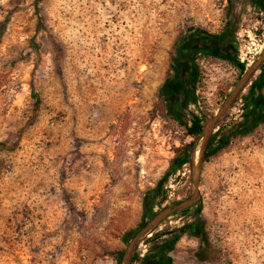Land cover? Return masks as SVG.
Segmentation results:
<instances>
[{
	"label": "rangeland",
	"instance_id": "1",
	"mask_svg": "<svg viewBox=\"0 0 264 264\" xmlns=\"http://www.w3.org/2000/svg\"><path fill=\"white\" fill-rule=\"evenodd\" d=\"M255 1L0 0V264H123L114 252L146 222L149 192L162 185L157 210L190 196L191 165L166 175L191 138L160 89L187 31L231 30L235 60L199 56L182 112L215 113L264 42ZM197 213L206 246L175 241L174 214L135 245L145 263L169 244L166 264H264V119L201 160Z\"/></svg>",
	"mask_w": 264,
	"mask_h": 264
},
{
	"label": "flooded vegetation",
	"instance_id": "2",
	"mask_svg": "<svg viewBox=\"0 0 264 264\" xmlns=\"http://www.w3.org/2000/svg\"><path fill=\"white\" fill-rule=\"evenodd\" d=\"M255 2V5L261 9L259 14L264 25V0H256ZM260 35L261 37H264V26ZM259 41H261V38H259ZM236 47L237 44L232 41L231 35L228 31L222 33H210L205 32L204 30H189L181 37L178 45L176 46V53L174 54V57L171 58L169 64L171 68V76L167 78L164 84V89L161 88L159 93L162 97L166 95V108L169 111L171 118L172 116H179L182 110L186 107V103L191 98L190 95L194 90L196 78L199 73L197 64L198 57L203 55L204 57L234 61L237 49ZM263 50L264 42L260 45V50L256 52L257 57ZM263 69L264 61L251 76L241 91V94L235 98V100L237 98H242L243 100L242 109L244 115L241 120V122L243 121V124H245L243 128L254 125L256 120L260 118L262 114L261 106L264 104V98H260L261 95L259 91L264 83ZM249 117L250 121L247 122L246 119ZM258 124L259 123L254 125L253 128H255ZM187 197L188 196L185 198ZM182 200L183 199L180 201ZM197 205L198 201L185 209L168 215L163 220L171 215L180 214L185 217L186 220L180 227H178L179 230H184L187 227H190V230L186 231V233L191 236H195L198 242H202L204 234L197 213ZM175 230H173V232L177 233ZM166 242L169 243L168 241ZM167 246L170 247L169 244L163 245L162 247L166 248ZM154 264H157V262L154 261Z\"/></svg>",
	"mask_w": 264,
	"mask_h": 264
},
{
	"label": "trees",
	"instance_id": "3",
	"mask_svg": "<svg viewBox=\"0 0 264 264\" xmlns=\"http://www.w3.org/2000/svg\"><path fill=\"white\" fill-rule=\"evenodd\" d=\"M230 32H231V30H230ZM236 66L239 69L238 78H240V76L244 73L246 68H245L244 63L238 62V61L236 62ZM263 73H264V71H263ZM263 86H264V83H263ZM162 89H164V86L162 87ZM240 94H241V92H240ZM260 95H261L260 98L263 99L264 96L262 94H260ZM160 97L162 98V101L165 103V101L167 99V98H165L166 95L163 97L162 96H160ZM236 100L233 102V104L236 102ZM189 103H190V100H188V102L186 103V106ZM233 104L230 106V108L233 106ZM165 105H166V103H165ZM35 107L36 108L38 107V98L35 101ZM229 109L218 120V122L215 126L216 131L208 138L204 152H203L202 160H208L212 156V154L214 153L215 149L222 147L228 141L229 132L237 133V134H246L253 129L254 125H256L257 123H260L264 119V104H263L261 106L262 114H261L260 118H258L256 120V123L254 125L247 127V128H243V126L245 124H243V121L242 122L240 121L236 125H234L233 130H227V132H225L224 134L219 136L222 129H224L223 120H224V117L226 116V114L228 113ZM184 110L185 109H183L182 112ZM182 112L179 116L178 115L172 116V119L175 120L179 125H181L183 127L184 136L190 137L191 140L189 142H184L183 141L184 138L180 139V144L176 148L175 156L172 159L170 166L166 170L167 176H170V175L174 174L175 172H177L179 170L180 165H182V164H187L190 167V165H191L190 157H191V153H192V149H193V140L199 136V134L201 133V130L203 128V125L207 119V117L202 115L201 112H191V111H189L187 113L186 112L182 113ZM243 115H244V112H243L242 116ZM246 121L247 122L250 121V117L247 118ZM0 145H1V147H5V144H3V143H0ZM6 148L9 150H12L14 148V146L6 147ZM161 186L159 185L154 190H151L149 192V195L146 198V203H144V209H143V219L145 221L151 219L159 211L157 209H154V206H157L158 208L162 207V202L164 201L165 195H164V190L162 189ZM178 201H180V200H174L172 203L176 204ZM200 225H201V221H200ZM201 227H202V225H201ZM189 230H190V227H187L184 230H179V228L176 229L175 231H177V233L174 236V240L176 241L180 237L181 234H183ZM145 240L148 242V239H145ZM203 243L205 244V246H206V244H208L205 236L203 237ZM169 250H170L169 246H167L166 248H163L161 245L155 246L154 251L152 252V255L150 257V259H152V262H150L148 264H154V261H156L157 264H166L164 261V258H165L166 254L168 253ZM205 250H206V247L203 248V251H205ZM114 254H115V258L117 259V261L120 262L124 257V250H121L119 252H114ZM146 259H147L146 256H144V255L142 256V254L140 252H138L136 250V248H134L130 264H140V263L144 264L147 261Z\"/></svg>",
	"mask_w": 264,
	"mask_h": 264
},
{
	"label": "water",
	"instance_id": "4",
	"mask_svg": "<svg viewBox=\"0 0 264 264\" xmlns=\"http://www.w3.org/2000/svg\"><path fill=\"white\" fill-rule=\"evenodd\" d=\"M263 61H264V50L258 55V57L251 64V66L247 68L244 71V73L240 76L238 82L229 92L227 97L223 100L221 106L215 111V113H213L211 116H209L206 119L203 128L201 130V133L199 134L202 140L196 162H195V155H196L195 147L192 149V153L190 157L193 192L190 194L189 197L174 204L173 206L164 207L161 210H159L151 219L147 220L137 231L134 232V235L129 240L127 247L125 249L123 264H129V262L131 261L134 247L137 244V242L152 228H154L157 224H159L165 217L176 211L185 209L198 201L201 160L210 132L213 128H215L218 120L230 108L235 98L240 94V92L243 90V88L245 87L251 76L255 73V71L258 69V67Z\"/></svg>",
	"mask_w": 264,
	"mask_h": 264
},
{
	"label": "bare ground",
	"instance_id": "5",
	"mask_svg": "<svg viewBox=\"0 0 264 264\" xmlns=\"http://www.w3.org/2000/svg\"><path fill=\"white\" fill-rule=\"evenodd\" d=\"M199 148H200V147H199ZM199 148L196 149L195 162H196V160H197V156H198V154H199Z\"/></svg>",
	"mask_w": 264,
	"mask_h": 264
}]
</instances>
